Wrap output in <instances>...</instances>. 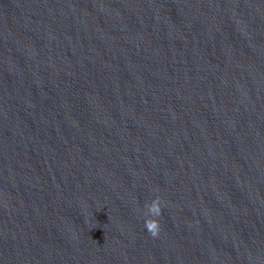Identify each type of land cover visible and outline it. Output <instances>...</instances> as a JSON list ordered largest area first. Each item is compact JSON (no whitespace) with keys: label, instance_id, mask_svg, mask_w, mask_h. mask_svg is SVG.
Returning <instances> with one entry per match:
<instances>
[{"label":"water","instance_id":"1","mask_svg":"<svg viewBox=\"0 0 264 264\" xmlns=\"http://www.w3.org/2000/svg\"><path fill=\"white\" fill-rule=\"evenodd\" d=\"M0 264H264V0H0Z\"/></svg>","mask_w":264,"mask_h":264},{"label":"clouds","instance_id":"2","mask_svg":"<svg viewBox=\"0 0 264 264\" xmlns=\"http://www.w3.org/2000/svg\"><path fill=\"white\" fill-rule=\"evenodd\" d=\"M146 215H150V216H158L160 214V209L158 207H154L152 205H148L146 206ZM146 228L149 232H151L152 235H156L157 234V230H158V225L155 224H148L146 222Z\"/></svg>","mask_w":264,"mask_h":264}]
</instances>
